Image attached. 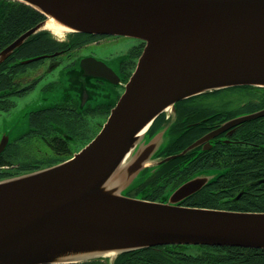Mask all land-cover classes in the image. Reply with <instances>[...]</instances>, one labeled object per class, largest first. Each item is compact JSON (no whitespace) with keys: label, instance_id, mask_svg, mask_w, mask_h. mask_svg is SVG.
<instances>
[{"label":"water","instance_id":"obj_1","mask_svg":"<svg viewBox=\"0 0 264 264\" xmlns=\"http://www.w3.org/2000/svg\"><path fill=\"white\" fill-rule=\"evenodd\" d=\"M17 1L45 18L6 47L0 62L28 38L51 31L49 19L68 33L127 36L146 45L87 146L65 162L0 180V264L115 259L168 244L264 250V212L181 204L207 175L186 181L166 202L130 195L167 141L165 131L149 137L162 112L215 90L264 87V0ZM81 64L85 75L117 77L95 57Z\"/></svg>","mask_w":264,"mask_h":264},{"label":"flooded vegetation","instance_id":"obj_2","mask_svg":"<svg viewBox=\"0 0 264 264\" xmlns=\"http://www.w3.org/2000/svg\"><path fill=\"white\" fill-rule=\"evenodd\" d=\"M22 6L16 0H0V54L28 29L22 30V26L19 28L11 21L15 12L22 15ZM25 6L26 11L28 5ZM33 23L30 27L38 20ZM63 36L59 38L54 33L32 36L0 62L2 119L24 108L30 94L51 72L62 66L70 69L62 99L52 104L41 101L45 103L39 109L31 108L23 115L28 121L25 128L18 126L1 133L0 143L5 145L0 152V180L65 162L87 146L124 93L146 45L143 40L127 36L75 32ZM93 47L116 48L104 59L94 56L117 76L112 81L84 74L81 62L94 57H80L77 52ZM58 85L54 79L44 87L52 92ZM240 98L247 100L236 103ZM162 131L166 132L167 141L144 173L158 166L163 168L133 189L132 197L166 202L167 192H174L193 177L207 175L203 176L208 178L207 182L182 200L183 206L264 212V88L228 87L178 101L175 111L162 113L153 123L149 137ZM77 147L80 149L72 155ZM174 155L175 159L164 162L168 165L173 162V167L154 164ZM182 246L187 247L184 253L193 256L196 264H264V251L242 257L247 252H240L241 255L231 249L222 252L223 246ZM190 248L196 251L191 252ZM206 252L214 258L203 255ZM239 256L243 258L241 261ZM86 262L91 261L70 264ZM92 262L113 264L107 258Z\"/></svg>","mask_w":264,"mask_h":264},{"label":"trees","instance_id":"obj_3","mask_svg":"<svg viewBox=\"0 0 264 264\" xmlns=\"http://www.w3.org/2000/svg\"><path fill=\"white\" fill-rule=\"evenodd\" d=\"M22 15H20L19 13L13 14V19H11L12 23L15 25H18L19 28L22 26V30H26L27 28L30 29L32 27H30L31 25H33V21L34 19H36V21L38 20V23L40 21H42L45 17L38 11H35L33 8H31L30 6H27L28 10H24L25 9V5L23 4L22 6ZM37 23V24H38ZM36 24V25H37ZM34 25V26H36ZM30 27V28H29ZM16 28V27H15ZM27 29V30H28ZM16 32V30H15ZM18 32H20V30H18ZM1 33V32H0ZM38 34H41L42 36L44 35H50V32L47 31H42V32H38ZM36 34V35H38ZM35 36V35H34ZM211 93V92H209ZM206 94V93H204ZM167 163H164V165H166ZM173 162L170 163L168 165V167H173ZM160 168H163V166H158L156 167L154 170L155 172L153 174H149V172L147 174H145L143 176V178L140 180V183L135 186L133 189H136L140 186H142L144 183L147 182L148 179H151L154 174H157L158 172H160ZM132 189V190H133ZM172 193L171 192H167L165 198H168V196ZM130 194H132V191L130 192ZM143 198V197H140ZM146 199V198H143ZM149 200V199H148ZM153 201V200H151ZM158 201V200H156ZM164 202V201H161ZM258 212V211H257ZM185 248H187L186 246H182V245H178V246H173V245H168V247H157V248H152V247H148L146 249H140V250H135L132 252H125L124 254H121L119 256H117L114 261L113 264H196L195 263V259L193 256H189L186 255L184 253ZM213 249V248H212ZM235 250L236 252H238L241 256L244 257V255H249V256H255L256 252L255 251H264V250H259V249H247V248H238V247H223L221 250L222 252H228V250ZM215 250V249H214ZM217 251V250H215ZM234 251V252H235ZM242 252V253H240ZM211 254V252H210ZM203 255L207 256V257H211L214 258V256L208 255V253H203ZM239 256V261H241L243 258ZM95 259H92V261H94ZM197 260V259H196ZM86 262L85 264H93V262Z\"/></svg>","mask_w":264,"mask_h":264},{"label":"rangeland","instance_id":"obj_4","mask_svg":"<svg viewBox=\"0 0 264 264\" xmlns=\"http://www.w3.org/2000/svg\"><path fill=\"white\" fill-rule=\"evenodd\" d=\"M55 34V33H54ZM59 36H63V35H57ZM66 34H64L63 38H65ZM114 49H116L115 47H112L111 49L108 48H103V47H93V48H85L82 49L80 51H78L77 53H79L80 57H97V58H102L104 59L105 57H107V55L110 53V51H114ZM70 70V69H69ZM65 68H63V66L60 69H56L55 71L51 72L48 75V78L45 80L44 83H42L40 85V89L38 88L35 92L31 93L30 96L28 98H30V100L26 101V105L24 108L20 109L19 112L14 113V111L7 117L5 118H0V136L2 132H6V131H12L14 128L20 126L21 128H25L27 126V120L26 118L23 116L24 114L28 113L29 111H31L34 109H39L41 103L44 104L45 102H41L43 100H45L46 102H48L49 104H52V102L54 101H58L60 99H62V95L65 92V86L68 82V74L67 72L69 71ZM56 79V81L59 82V85L56 86L57 88L54 89L52 92L51 91H47L46 88L44 86H46L47 84H49L52 80ZM245 101L247 100V98L243 99H237V101H235L236 103H241V101ZM221 101V100H218ZM102 127V126H101ZM101 131V128L98 129V131ZM99 131V132H100ZM98 132V133H99ZM16 135V134H15ZM15 135H13V138L15 137ZM80 148L77 147L76 149L73 150L74 153H72V155H74ZM71 154V152L69 153ZM191 252H195L196 248H190ZM103 258H107L110 259L111 262L114 261V259L110 258V257H103ZM103 258H96V259H103ZM85 262V261H84Z\"/></svg>","mask_w":264,"mask_h":264},{"label":"bare ground","instance_id":"obj_5","mask_svg":"<svg viewBox=\"0 0 264 264\" xmlns=\"http://www.w3.org/2000/svg\"><path fill=\"white\" fill-rule=\"evenodd\" d=\"M47 29H50L52 33H55L56 35H64L68 33V30L64 26H59L56 22H54L52 19L48 20V24L46 26Z\"/></svg>","mask_w":264,"mask_h":264}]
</instances>
